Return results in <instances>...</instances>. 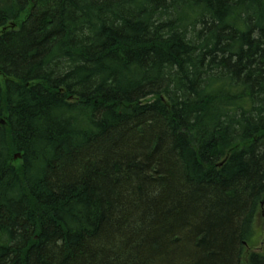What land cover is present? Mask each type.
<instances>
[{
  "label": "trees",
  "instance_id": "obj_1",
  "mask_svg": "<svg viewBox=\"0 0 264 264\" xmlns=\"http://www.w3.org/2000/svg\"><path fill=\"white\" fill-rule=\"evenodd\" d=\"M261 203L264 0H0V264H264Z\"/></svg>",
  "mask_w": 264,
  "mask_h": 264
},
{
  "label": "rangeland",
  "instance_id": "obj_2",
  "mask_svg": "<svg viewBox=\"0 0 264 264\" xmlns=\"http://www.w3.org/2000/svg\"><path fill=\"white\" fill-rule=\"evenodd\" d=\"M1 124H4V121L1 122ZM19 160L17 159L12 164L15 167L19 166ZM249 248L253 249L255 251L260 250L261 247L264 248V218L257 215L255 223L253 225V234L250 238V241L248 243Z\"/></svg>",
  "mask_w": 264,
  "mask_h": 264
}]
</instances>
